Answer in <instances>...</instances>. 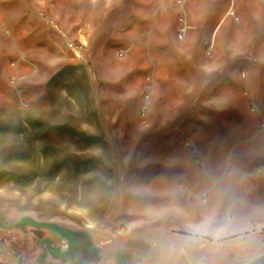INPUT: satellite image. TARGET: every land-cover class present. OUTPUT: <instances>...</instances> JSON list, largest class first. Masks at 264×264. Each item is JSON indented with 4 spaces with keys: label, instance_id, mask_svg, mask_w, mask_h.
I'll list each match as a JSON object with an SVG mask.
<instances>
[{
    "label": "rangeland",
    "instance_id": "374dc122",
    "mask_svg": "<svg viewBox=\"0 0 264 264\" xmlns=\"http://www.w3.org/2000/svg\"><path fill=\"white\" fill-rule=\"evenodd\" d=\"M37 7L83 26L71 40L110 134L125 135L92 163L77 157L75 188L60 189L81 197L91 179L97 203H0V264H213L194 240L264 206V0H0L4 45ZM24 221L81 233L79 253L39 257L47 239Z\"/></svg>",
    "mask_w": 264,
    "mask_h": 264
},
{
    "label": "crops",
    "instance_id": "0c3cea01",
    "mask_svg": "<svg viewBox=\"0 0 264 264\" xmlns=\"http://www.w3.org/2000/svg\"><path fill=\"white\" fill-rule=\"evenodd\" d=\"M57 11L59 7L51 9ZM59 18L58 26L59 19L46 16L37 7L31 19L22 26L15 25V41L6 45L0 41L4 59L0 73V169L2 165L4 168L0 185L4 186V196L0 203L10 205L12 210L13 205L46 202L97 203L91 179L84 185V199H78L81 197L75 192L64 198L60 189L67 192L69 187L75 188L72 180L76 177L68 176L80 170L77 157L92 163L94 155H105L106 141L125 135L123 131L110 134L109 116L102 106L101 89L94 88L90 64L69 48L70 43H75L71 37L80 38L79 28L83 26ZM44 26L53 35L40 32L39 27ZM46 35H51L48 41L43 37ZM61 173L68 174L62 177ZM46 187L59 192L46 195L41 190ZM14 188L21 191L14 193ZM259 207L257 220L222 224L223 232L218 236L195 239L194 244L206 253L204 260L213 264H248L264 255V206Z\"/></svg>",
    "mask_w": 264,
    "mask_h": 264
},
{
    "label": "flooded vegetation",
    "instance_id": "af4514ba",
    "mask_svg": "<svg viewBox=\"0 0 264 264\" xmlns=\"http://www.w3.org/2000/svg\"><path fill=\"white\" fill-rule=\"evenodd\" d=\"M26 227H29L32 235L37 237V241H43L45 238L47 239L46 243L48 244V247H37L40 250L39 257L44 256L45 251L48 252L49 250L51 252L58 251L59 254H63L66 252L65 250H68V254L70 253V255L74 257L77 256V252L79 253L76 248L81 247L79 237L81 233L70 231L65 232L64 229L54 226H44L42 229L37 226H33L32 223L26 225ZM44 230L47 232L45 233ZM33 249L34 247H32L30 251H35ZM12 251L17 254L19 252H27L29 249L28 247H13Z\"/></svg>",
    "mask_w": 264,
    "mask_h": 264
},
{
    "label": "water",
    "instance_id": "95a60500",
    "mask_svg": "<svg viewBox=\"0 0 264 264\" xmlns=\"http://www.w3.org/2000/svg\"><path fill=\"white\" fill-rule=\"evenodd\" d=\"M248 264H264V255L256 258L255 260H253L252 262Z\"/></svg>",
    "mask_w": 264,
    "mask_h": 264
},
{
    "label": "built area",
    "instance_id": "2783aa9c",
    "mask_svg": "<svg viewBox=\"0 0 264 264\" xmlns=\"http://www.w3.org/2000/svg\"><path fill=\"white\" fill-rule=\"evenodd\" d=\"M69 47H70L71 49L77 51V52H79V51L82 49L81 45H78V44H75V43H71V44L69 45Z\"/></svg>",
    "mask_w": 264,
    "mask_h": 264
}]
</instances>
